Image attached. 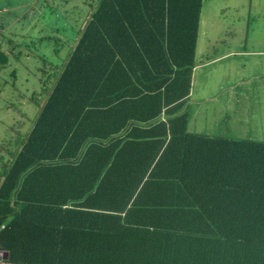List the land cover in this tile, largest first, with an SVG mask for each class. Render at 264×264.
I'll use <instances>...</instances> for the list:
<instances>
[{
	"label": "trees",
	"instance_id": "trees-1",
	"mask_svg": "<svg viewBox=\"0 0 264 264\" xmlns=\"http://www.w3.org/2000/svg\"><path fill=\"white\" fill-rule=\"evenodd\" d=\"M203 3L91 6L1 144L7 263L264 264V142L189 131Z\"/></svg>",
	"mask_w": 264,
	"mask_h": 264
},
{
	"label": "rangeland",
	"instance_id": "rangeland-1",
	"mask_svg": "<svg viewBox=\"0 0 264 264\" xmlns=\"http://www.w3.org/2000/svg\"><path fill=\"white\" fill-rule=\"evenodd\" d=\"M96 1L0 0V51L10 55L0 69V156L6 154L1 144L15 139L17 131L29 132L42 92L52 85L49 66L67 60ZM263 36L264 0H204L196 51L200 66L188 101L191 133L264 142V60L241 55L246 38ZM211 96L219 98L217 104L207 100Z\"/></svg>",
	"mask_w": 264,
	"mask_h": 264
},
{
	"label": "crops",
	"instance_id": "crops-1",
	"mask_svg": "<svg viewBox=\"0 0 264 264\" xmlns=\"http://www.w3.org/2000/svg\"><path fill=\"white\" fill-rule=\"evenodd\" d=\"M257 12H258V14L263 12V8L261 6L259 7V4L257 5ZM247 45H250L251 50H247ZM245 46L246 47L241 52V55L257 57V58H260L261 60H264V36L263 37H255V38H252L250 40H248V38H246L245 39ZM221 58H223V56H220V57L216 58L215 60L220 61ZM208 63L206 65H209ZM199 66L200 65H196L195 69ZM220 88H222V87L220 86ZM192 96H193V81H192V89H191L190 97H192ZM190 97H189V100H190ZM207 100H209L210 102L215 101V104H217L219 101V98L211 96V97L207 98ZM226 106H227L226 108H228L229 104H227ZM224 108H225V106H224ZM31 128L32 127H30V129ZM7 258H8L7 252H0V264H9L6 262Z\"/></svg>",
	"mask_w": 264,
	"mask_h": 264
}]
</instances>
